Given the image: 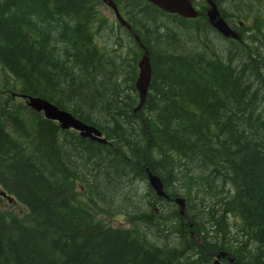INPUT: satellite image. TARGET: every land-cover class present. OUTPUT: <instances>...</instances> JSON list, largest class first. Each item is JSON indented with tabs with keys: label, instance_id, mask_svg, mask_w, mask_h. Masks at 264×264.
<instances>
[{
	"label": "trees",
	"instance_id": "16d2710c",
	"mask_svg": "<svg viewBox=\"0 0 264 264\" xmlns=\"http://www.w3.org/2000/svg\"><path fill=\"white\" fill-rule=\"evenodd\" d=\"M100 1L0 0V199L26 207L0 211V264H210L221 249L264 264V11L253 9L264 0H214L240 39L212 27L207 0L196 17L114 0L131 28L116 22L110 51L95 38ZM145 48L151 79L135 109ZM16 93L48 98L107 143ZM199 174L180 213L174 185ZM117 214L127 225L104 219Z\"/></svg>",
	"mask_w": 264,
	"mask_h": 264
},
{
	"label": "water",
	"instance_id": "95a60500",
	"mask_svg": "<svg viewBox=\"0 0 264 264\" xmlns=\"http://www.w3.org/2000/svg\"><path fill=\"white\" fill-rule=\"evenodd\" d=\"M104 1L108 5H110L111 8L115 11L117 20L127 28H131L130 24L124 19V17L119 12L116 2L114 0H104ZM148 1L154 3L155 5L159 6L161 9L165 11L175 12L185 17H195L199 13L198 9L193 5L192 0H148ZM211 1H212L211 2L212 6H210L206 11V14L207 12L210 13V9L213 8L212 13H210V15L207 14L208 22L222 35L239 38L240 37L239 33L236 30H234L227 22V20L222 16L216 2L214 0ZM172 4L179 5L182 8L173 6ZM137 65L139 70L137 73V77L135 79V86L139 94V103L136 109L140 108L142 103L144 102L151 79V65L146 48L144 49V52L139 58ZM139 82H141L144 87L143 95H142L141 85ZM137 84L139 85V87ZM27 97H28L27 104H29L31 107L35 108L36 110H41L43 105L51 108L53 110L52 114L56 115V117H51V118L59 119L63 123V126L61 127L64 128H68L71 126L76 127L77 129H79L81 135L83 136H88L91 139H95L102 142L106 140L102 136L101 131L94 124L84 122L80 118L74 116V114H72V112H70L69 110L60 108L50 100L41 96L30 94L27 95ZM147 178L149 184L157 194L165 195L162 179L157 174L148 172Z\"/></svg>",
	"mask_w": 264,
	"mask_h": 264
},
{
	"label": "rangeland",
	"instance_id": "374dc122",
	"mask_svg": "<svg viewBox=\"0 0 264 264\" xmlns=\"http://www.w3.org/2000/svg\"><path fill=\"white\" fill-rule=\"evenodd\" d=\"M207 2H208V4L210 6H212L211 5L212 4L211 0H207ZM202 4H203V2L199 0L195 5L200 8V7H202ZM226 7L228 8V11H229V7L227 5H226ZM253 9H254V11H258V10L259 11H264V8L262 7V4H259V3H255ZM96 10H97V16H99V19L101 21V27L98 28L97 30H96V25L95 24L93 25V27L95 29V38H96V41L98 43V47L101 50L110 51L111 48H114L113 39L116 36V32H117L116 30L118 28V26L116 25V22H118V21H117V19L115 17V14L113 13V10H112L111 6L106 4L103 0H101L97 4ZM221 10L222 9L220 8V12H221ZM212 11H213V8L210 9V13H212ZM210 13L207 12L208 15H210ZM235 19L236 18L233 17L232 19H230V21L234 24L235 23L234 22ZM250 21H251V17L248 18L246 27L243 30L244 33H248V31L250 30V27H249L250 26V24H249ZM237 22H239V24H241V25L243 24V21L242 20L240 21V19H238ZM236 31L240 34V31H239L238 28H236ZM63 41L64 42L66 41V44L68 45V41L69 40L64 39ZM119 42H121V41H118L117 43H119ZM116 46H117V49H118L119 48L118 44ZM101 47H104V48H101ZM143 52H144V50H142L140 52V54L138 56V59L141 57ZM139 83L141 85L142 95H143L144 87H143V84L141 82H139ZM3 92L5 94H9V95L11 94L12 96H14V94H15V93H10V91H8L7 89H5ZM16 94H17V98H18V100L20 102V105L29 111V109L27 108L29 106V104H26V101H25L26 97H22L20 95V93H16ZM31 108L33 110H35V111H38L40 115L43 114L41 112V110H36L33 107H31ZM135 109H136V107H135ZM21 114H24V111H22ZM49 119L56 121L60 127L63 126V123L61 121H59L57 119H53V118H49ZM61 128L62 129H67V128H64V127H61ZM70 131H74L75 132V128L70 129ZM58 138H59V136H58ZM139 183L140 182H138V184ZM6 201L7 200L6 199L4 200V197H2L0 199V211L2 213H5V215L8 216V217L11 216L12 214H20L26 209V207L23 206L21 203H19V201L18 202L17 201L6 202ZM178 201L182 204V207H183V199L179 198ZM185 203H186V201H185ZM104 219H107V221L110 222L113 225H127V221L124 219V217L121 214H117L113 218L105 217ZM168 245L169 246H174L175 244H173V242L170 241L168 243ZM174 247L178 248L177 245H175ZM220 255H224V252L220 253ZM216 264H218V263H216Z\"/></svg>",
	"mask_w": 264,
	"mask_h": 264
},
{
	"label": "bare ground",
	"instance_id": "6f19581e",
	"mask_svg": "<svg viewBox=\"0 0 264 264\" xmlns=\"http://www.w3.org/2000/svg\"><path fill=\"white\" fill-rule=\"evenodd\" d=\"M173 6H177V7H179V8H181L179 5H174V4H172ZM240 39V38H239ZM235 51L234 50H232L231 51V54H233ZM138 85V84H137ZM138 87H139V85H138ZM149 88V87H148ZM148 92V91H147ZM146 96H147V94H146ZM251 98V97H250ZM145 100H146V97H145ZM145 100H144V102H145ZM143 102V103H144ZM138 103H139V101H138ZM138 105V104H137ZM137 105H136V107H137ZM52 109L51 108H49L48 106H45V105H43L42 106V112H43V114H45L46 116H48V117H56V115L55 114H52ZM255 113H257V112H255ZM62 116V115H61ZM259 116V115H258ZM63 117V116H62ZM62 125V124H61ZM102 136L106 139V137L102 134ZM105 143H107V139L104 141ZM145 170H146V172L148 173V172H150V173H153V174H157L158 175V173L157 172H155V171H152L150 168H145ZM184 171L185 172H188V170H187V168L185 167L184 168ZM171 174V173H170ZM159 177H160V175H158ZM161 178V177H160ZM208 178L207 177H205V178H203L202 177V175L201 174H199V175H197L196 177H194L193 178V180H191V181H188V182H184V183H178V182H176V184L174 185V193L175 194H178V195H176V196H174L173 197V199H174V202H175V204L178 206V208H179V212L180 213H182V210H183V207H181V203L178 201V199L179 198H182L183 199V203L185 204V197L188 199V197H189V189L188 188H192V189H195V191H199V189H200V187L203 185V183L204 182H206V180H207ZM184 184L186 185V186H184ZM205 186V188H207V190H210V188L208 187V185H204ZM165 191V190H164ZM163 196H165V197H168V194L166 193V191H165V195H163ZM185 196V197H184ZM189 234H193V232H190ZM188 240H190L189 238H188ZM199 241L201 242L202 240H201V238L199 239ZM189 242H191V241H189ZM222 252H224V255H220V253H222ZM223 256H225L226 258H228L229 260H230V262H234L235 264H239V263H237L235 260H234V258H232L231 256H230V254L227 252V251H225V250H223V249H221V250H219V251H217L213 256H212V261H211V263L210 264H216V263H218V264H226V261H224V260H222L221 259V257H223Z\"/></svg>",
	"mask_w": 264,
	"mask_h": 264
},
{
	"label": "flooded vegetation",
	"instance_id": "af4514ba",
	"mask_svg": "<svg viewBox=\"0 0 264 264\" xmlns=\"http://www.w3.org/2000/svg\"><path fill=\"white\" fill-rule=\"evenodd\" d=\"M216 1V0H215ZM217 3V2H216ZM217 5H218V3H217Z\"/></svg>",
	"mask_w": 264,
	"mask_h": 264
}]
</instances>
